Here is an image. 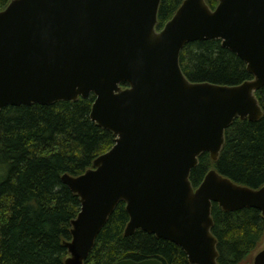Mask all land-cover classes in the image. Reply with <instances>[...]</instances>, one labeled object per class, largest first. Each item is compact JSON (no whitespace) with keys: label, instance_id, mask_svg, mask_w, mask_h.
I'll use <instances>...</instances> for the list:
<instances>
[{"label":"water","instance_id":"obj_1","mask_svg":"<svg viewBox=\"0 0 264 264\" xmlns=\"http://www.w3.org/2000/svg\"><path fill=\"white\" fill-rule=\"evenodd\" d=\"M161 0H10L0 10V111L95 96L90 119L113 146L61 181L79 197L64 264H84L119 202L136 230L179 246L192 264H218L211 205L253 208L264 218V185L237 184L210 169L189 180L198 157L215 161L234 120L263 115L264 0H183L156 29ZM219 39L252 78L228 86L190 82L179 65L188 43ZM122 84H127L125 87ZM113 264H162L156 258ZM252 264H264V247Z\"/></svg>","mask_w":264,"mask_h":264},{"label":"trees","instance_id":"obj_2","mask_svg":"<svg viewBox=\"0 0 264 264\" xmlns=\"http://www.w3.org/2000/svg\"><path fill=\"white\" fill-rule=\"evenodd\" d=\"M10 0H0V10ZM183 0H161L160 30ZM214 9L218 0H205ZM179 65L190 82L233 86L252 78L245 63L219 39L186 44ZM127 84H122L125 87ZM263 115L254 121L236 119L224 132L213 161L198 157L189 180L198 187L214 169L251 188L264 185V86L255 92ZM93 94L51 105H8L0 111V264H64V245L71 239V221L80 210L79 197L62 183L65 173L77 176L109 150L115 136L90 119ZM211 233L217 241L218 264H252L264 239V218L257 209L224 211L211 205ZM125 203L119 202L99 231L84 264H113L121 259L156 258L162 264H192L174 243L136 230L125 236Z\"/></svg>","mask_w":264,"mask_h":264},{"label":"rangeland","instance_id":"obj_3","mask_svg":"<svg viewBox=\"0 0 264 264\" xmlns=\"http://www.w3.org/2000/svg\"><path fill=\"white\" fill-rule=\"evenodd\" d=\"M263 247H264V239H263L262 244L259 246V248L254 252L253 258H254V255L257 253V251L260 250V249H262Z\"/></svg>","mask_w":264,"mask_h":264}]
</instances>
